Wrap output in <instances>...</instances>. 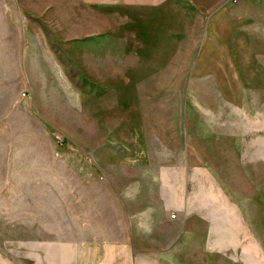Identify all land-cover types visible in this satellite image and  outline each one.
Listing matches in <instances>:
<instances>
[{
	"label": "rangeland",
	"instance_id": "obj_1",
	"mask_svg": "<svg viewBox=\"0 0 264 264\" xmlns=\"http://www.w3.org/2000/svg\"><path fill=\"white\" fill-rule=\"evenodd\" d=\"M129 109L198 159L209 233L149 264H264V0H0V264L69 236L65 175L150 134Z\"/></svg>",
	"mask_w": 264,
	"mask_h": 264
},
{
	"label": "crops",
	"instance_id": "obj_2",
	"mask_svg": "<svg viewBox=\"0 0 264 264\" xmlns=\"http://www.w3.org/2000/svg\"><path fill=\"white\" fill-rule=\"evenodd\" d=\"M127 116L128 132L140 122L150 134L97 142L78 171L65 175L70 185L63 197L64 228L70 234L45 243L41 264L183 261L188 259L184 245L193 249L208 236L199 220L200 184L192 173L198 159L190 156L184 163L181 152H171L155 129L166 126L167 111L129 109ZM36 259L32 262L39 263ZM189 259L198 257L192 252Z\"/></svg>",
	"mask_w": 264,
	"mask_h": 264
},
{
	"label": "built area",
	"instance_id": "obj_3",
	"mask_svg": "<svg viewBox=\"0 0 264 264\" xmlns=\"http://www.w3.org/2000/svg\"><path fill=\"white\" fill-rule=\"evenodd\" d=\"M170 218H171V219H174V218H175V215H174V214H172V215L170 216Z\"/></svg>",
	"mask_w": 264,
	"mask_h": 264
},
{
	"label": "trees",
	"instance_id": "obj_4",
	"mask_svg": "<svg viewBox=\"0 0 264 264\" xmlns=\"http://www.w3.org/2000/svg\"><path fill=\"white\" fill-rule=\"evenodd\" d=\"M64 143V142H63Z\"/></svg>",
	"mask_w": 264,
	"mask_h": 264
}]
</instances>
